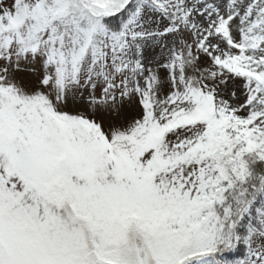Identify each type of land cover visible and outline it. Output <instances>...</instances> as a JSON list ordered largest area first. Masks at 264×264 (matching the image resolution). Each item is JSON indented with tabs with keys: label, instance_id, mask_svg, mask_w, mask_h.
I'll use <instances>...</instances> for the list:
<instances>
[{
	"label": "snow or ice",
	"instance_id": "snow-or-ice-1",
	"mask_svg": "<svg viewBox=\"0 0 264 264\" xmlns=\"http://www.w3.org/2000/svg\"><path fill=\"white\" fill-rule=\"evenodd\" d=\"M0 264H264V0H0Z\"/></svg>",
	"mask_w": 264,
	"mask_h": 264
},
{
	"label": "rangeland",
	"instance_id": "rangeland-1",
	"mask_svg": "<svg viewBox=\"0 0 264 264\" xmlns=\"http://www.w3.org/2000/svg\"><path fill=\"white\" fill-rule=\"evenodd\" d=\"M239 83V82H238Z\"/></svg>",
	"mask_w": 264,
	"mask_h": 264
}]
</instances>
